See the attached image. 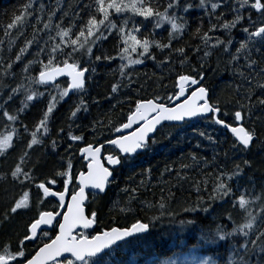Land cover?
I'll list each match as a JSON object with an SVG mask.
<instances>
[{
    "label": "snow or ice",
    "instance_id": "1",
    "mask_svg": "<svg viewBox=\"0 0 264 264\" xmlns=\"http://www.w3.org/2000/svg\"><path fill=\"white\" fill-rule=\"evenodd\" d=\"M4 15L0 264H264V177L257 192L249 176L264 168V0H27ZM101 68L111 79L93 96ZM221 70L227 96L209 79ZM187 128L191 151L155 170L164 183L151 167L147 184L123 178ZM197 169L195 199L177 198L168 181ZM164 220L171 248L115 259ZM190 244L227 255L181 259Z\"/></svg>",
    "mask_w": 264,
    "mask_h": 264
},
{
    "label": "trees",
    "instance_id": "2",
    "mask_svg": "<svg viewBox=\"0 0 264 264\" xmlns=\"http://www.w3.org/2000/svg\"><path fill=\"white\" fill-rule=\"evenodd\" d=\"M27 0H0V29L4 28V25L7 23V19L5 18V13H10L13 9L20 8ZM37 0H33V3H36ZM39 3H42L45 5V8H47L49 5H55L57 2L64 3L65 0H38ZM69 4L74 5L77 3V0H68ZM37 11L39 12L40 9L37 8ZM200 15V13L194 14L192 17H190L191 20L195 21L197 17ZM163 35V33H162ZM8 38L0 35V40H7ZM18 43V41H17ZM13 51H15V48H13ZM215 63V61H214ZM115 67V65H113ZM151 69V70H150ZM140 74L143 75L144 72L151 73L153 71L151 67V62H148L147 66L140 68ZM112 70L108 68H101L99 69L98 76H97V84L98 87L95 88L93 91V96L96 95V92H103L107 89L108 81L111 79ZM100 77H103L102 79ZM209 79L212 84V86L216 89L217 94L221 96H227L228 89L232 87L233 84V78L230 73H226L223 70H221L218 74L212 75L209 74ZM143 83V81H141ZM152 82L149 80L147 83H144V89L146 90L147 94H150L152 91L151 87ZM136 86H134L135 88ZM105 108L107 105L104 106ZM103 109H95L94 112L102 111ZM34 112L36 110H33ZM199 127H204L203 123L198 125ZM168 129H165V132H167ZM209 131H211L209 129ZM192 129L187 128L186 131L181 132L179 135L180 143L178 144L177 139H165L163 134L160 136V142L158 143L157 147L154 151L147 153L146 155L140 156L138 159H136L132 164L125 168L123 170V178L127 180L128 176L130 174L137 175L138 179H145V184L148 183V180L144 177L138 176V174L148 168H153L152 173V183L154 186H158L160 183H164V181L160 178L159 173L155 171L156 169L163 170L164 164L166 162H177V166L179 163V158L183 156L185 152L191 151V147L188 143L185 141L191 137ZM176 135V130H173V136ZM187 136V137H186ZM259 146H257L256 149L253 150V160L259 161L261 159H264V152H261L259 155L256 153L259 152ZM189 162L190 161H186ZM199 172V169L193 172H189L187 175L190 177V179L187 182H184L183 180H177L175 177H172L168 183L171 185H174L173 191H176V187H180L181 190L176 192L177 198L183 200V199H189L194 200L195 199V187L193 185V180H199L201 177L197 174ZM264 174V168L260 166L259 163L255 164L254 170L249 173V176L253 178L256 181V189L257 192L260 191V183L261 178ZM258 182V183H257ZM124 185L122 184L121 187ZM210 187V182H209ZM118 191V190H117ZM153 191H158V187L149 190V194H147L144 199L148 201L149 203L153 200ZM219 211V210H218ZM145 215V213H141V216ZM147 215H151V212L149 211ZM214 217L206 218V223L211 224ZM179 235L177 231V227L175 225L170 224L167 220H164L162 223H158L153 229L151 235H146L145 238L142 241L135 242L134 247L131 248L126 256H122L121 254H117L115 257L116 260L119 259H128L129 257H132L135 252H139L141 250H147V251H153V252H159L161 250H166L167 248H171L173 245L174 237ZM215 247V246H212ZM227 246L224 248H221L219 251L214 252H205V250L201 249H192L191 244L189 245V248L186 249L181 256V259H193V258H199L204 259L207 258L208 255H211L214 259L220 260L221 257H226ZM171 254V253H170ZM167 256H159L160 260L167 259ZM220 264H225L224 260H220Z\"/></svg>",
    "mask_w": 264,
    "mask_h": 264
},
{
    "label": "bare ground",
    "instance_id": "3",
    "mask_svg": "<svg viewBox=\"0 0 264 264\" xmlns=\"http://www.w3.org/2000/svg\"><path fill=\"white\" fill-rule=\"evenodd\" d=\"M151 70V69H150ZM99 84V83H98ZM180 135V134H179ZM187 137V136H186ZM258 183V182H257Z\"/></svg>",
    "mask_w": 264,
    "mask_h": 264
},
{
    "label": "rangeland",
    "instance_id": "4",
    "mask_svg": "<svg viewBox=\"0 0 264 264\" xmlns=\"http://www.w3.org/2000/svg\"><path fill=\"white\" fill-rule=\"evenodd\" d=\"M262 176H264V174H262Z\"/></svg>",
    "mask_w": 264,
    "mask_h": 264
}]
</instances>
